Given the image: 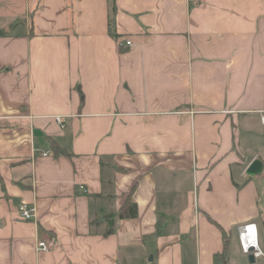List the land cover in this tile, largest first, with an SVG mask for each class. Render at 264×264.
I'll use <instances>...</instances> for the list:
<instances>
[{"label": "crops", "instance_id": "1", "mask_svg": "<svg viewBox=\"0 0 264 264\" xmlns=\"http://www.w3.org/2000/svg\"><path fill=\"white\" fill-rule=\"evenodd\" d=\"M262 118L264 0H0V264H264Z\"/></svg>", "mask_w": 264, "mask_h": 264}, {"label": "built area", "instance_id": "2", "mask_svg": "<svg viewBox=\"0 0 264 264\" xmlns=\"http://www.w3.org/2000/svg\"><path fill=\"white\" fill-rule=\"evenodd\" d=\"M125 43L129 45L130 41L126 40ZM56 121L62 123L63 119H62L61 116H56ZM262 123L264 125V118H262ZM41 154L43 156H45V155H48L49 152L48 151H44V152H41ZM81 189L83 191H85V188L83 186H81ZM35 210H36V208H35L34 204H29V203H26V202H20L16 206V214H17V216L20 219H23V220H33L34 217H35ZM243 235H244V233H242L241 239H242V242H243L244 250L246 252L247 246L244 244ZM256 247H257V249L255 251V255H262L263 253L261 252L259 247L258 246H256ZM35 248H36L37 251H48L50 249L48 244L44 240H38L36 242Z\"/></svg>", "mask_w": 264, "mask_h": 264}, {"label": "trees", "instance_id": "3", "mask_svg": "<svg viewBox=\"0 0 264 264\" xmlns=\"http://www.w3.org/2000/svg\"><path fill=\"white\" fill-rule=\"evenodd\" d=\"M136 215H137V205L134 201H132L131 194H130L127 196L124 203L121 205L118 211V217L122 219H127V218H134L136 217ZM110 231H108L107 233H110ZM223 235H224V232H223ZM226 249H227V243L225 242L222 252L214 255V261L216 263L221 262L222 264H225Z\"/></svg>", "mask_w": 264, "mask_h": 264}, {"label": "water", "instance_id": "4", "mask_svg": "<svg viewBox=\"0 0 264 264\" xmlns=\"http://www.w3.org/2000/svg\"><path fill=\"white\" fill-rule=\"evenodd\" d=\"M263 169V163L259 159H253L246 168V173L250 175L258 174ZM257 247L248 246L246 249L247 258L250 263H253L255 260V251Z\"/></svg>", "mask_w": 264, "mask_h": 264}, {"label": "bare ground", "instance_id": "5", "mask_svg": "<svg viewBox=\"0 0 264 264\" xmlns=\"http://www.w3.org/2000/svg\"><path fill=\"white\" fill-rule=\"evenodd\" d=\"M243 241L244 244L248 247V246H257L256 244V237H255V233L253 228H251V230L248 231V233L245 235H243Z\"/></svg>", "mask_w": 264, "mask_h": 264}, {"label": "rangeland", "instance_id": "6", "mask_svg": "<svg viewBox=\"0 0 264 264\" xmlns=\"http://www.w3.org/2000/svg\"><path fill=\"white\" fill-rule=\"evenodd\" d=\"M260 174L264 175V169ZM260 234H261V236L259 239V243H260V246L262 247V249H264V230H263V228L262 229L260 228Z\"/></svg>", "mask_w": 264, "mask_h": 264}]
</instances>
